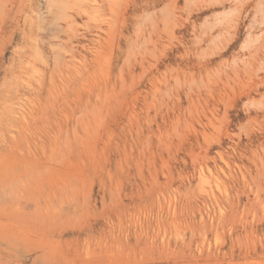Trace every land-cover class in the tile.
Wrapping results in <instances>:
<instances>
[{
    "label": "rangeland",
    "instance_id": "obj_1",
    "mask_svg": "<svg viewBox=\"0 0 264 264\" xmlns=\"http://www.w3.org/2000/svg\"><path fill=\"white\" fill-rule=\"evenodd\" d=\"M0 264H264V0H0Z\"/></svg>",
    "mask_w": 264,
    "mask_h": 264
},
{
    "label": "bare ground",
    "instance_id": "obj_2",
    "mask_svg": "<svg viewBox=\"0 0 264 264\" xmlns=\"http://www.w3.org/2000/svg\"><path fill=\"white\" fill-rule=\"evenodd\" d=\"M109 1V0H108ZM105 2V1H104ZM116 2V1H115Z\"/></svg>",
    "mask_w": 264,
    "mask_h": 264
}]
</instances>
